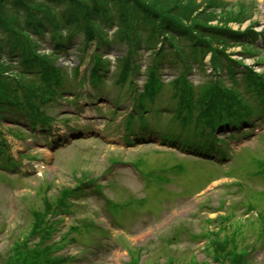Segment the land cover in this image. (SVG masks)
<instances>
[{"label":"rangeland","instance_id":"374dc122","mask_svg":"<svg viewBox=\"0 0 264 264\" xmlns=\"http://www.w3.org/2000/svg\"><path fill=\"white\" fill-rule=\"evenodd\" d=\"M215 1L220 4L215 8V16L221 24L234 30H244L251 25L256 30H264V0ZM240 6L245 8L242 22L224 19L225 15L219 12L237 16ZM104 28L109 31L108 36L114 35L115 25H104ZM138 28L144 33L137 45L139 51L135 59L138 70L134 78L137 88H141L154 56L150 46H145L148 28L143 25ZM116 36L112 47L99 49L108 66L105 75H102V83L97 85V90L93 89L94 93L87 89L86 81L94 48L83 47L82 35L75 37L68 51L57 56L58 65L67 73V78L58 89L65 91L62 95L68 98L58 100V104L48 109L52 117H59L58 122L52 124L49 135L70 133L66 126H62L67 122L75 127L87 125L91 128L90 133L82 134L84 140L67 134L72 144L63 149L54 146L53 149L44 144L42 137L45 134L40 129L28 130L23 119L16 121L8 114L0 116V148H3L0 166L5 163L11 169L0 168V261L8 254L11 245L29 232L33 220L31 211H43L44 200L53 204L63 189H71L77 184L76 180H89L86 176H90L94 177L91 179L93 183L97 178L96 182H110L111 186L106 188L107 185H104L100 195L87 185L86 196L76 198L71 214H63L50 242L66 237L67 241L60 243L63 248L55 254L69 259L64 264H129L137 256L139 264H168L169 259H173V264H213L212 254L218 249L214 238L219 241L234 238L238 249L252 242L251 248L256 245V250L246 257L247 264H264V131L258 136H247L246 142L230 155L217 153L215 162L181 157L179 152L157 145L151 139L136 148H124L121 127L129 131V123L143 122L124 115L129 110L130 88L127 81L117 83V76L128 49L127 44L120 42ZM41 41V49L49 51L51 38L46 35ZM257 44L259 50L251 51L255 54L248 55L247 51L254 47L250 48L247 44L245 47L244 44L232 45L227 52L232 59H241L245 64L257 63L256 70L264 72V39H259ZM166 46L168 51L157 66V74H160L159 79L165 86L162 96L154 97L152 104L144 102L149 107L145 118L152 120L153 115L158 116V123H164L167 129L176 125L170 110L166 112L170 117H164L163 108L170 104L171 95L170 86L166 84L183 72L178 54L188 55L190 45L185 40H178L177 43L170 41ZM175 58L176 64L171 63ZM189 63L192 70L188 82L192 86L207 84L205 65H199L192 59ZM75 67L79 71L78 78L72 74ZM80 78H83V83ZM235 78L238 90L245 93L242 77L237 74ZM224 79L228 84L230 79L226 76ZM97 105L99 109L96 112L110 119L109 122L103 117H96L93 108ZM113 109H117L116 114ZM120 117L123 118L121 126L117 125ZM252 123L259 122L255 119ZM244 125L239 126L240 129L227 127L224 130L229 134L236 131L248 133L251 127L246 125L245 128ZM163 131V128L154 127L152 134L162 141ZM172 137L175 142L180 139L186 142L190 134L178 131ZM221 137H225L223 130ZM203 140L207 145L214 144L210 136H205ZM197 149L206 151L204 146ZM7 156L12 161H8ZM118 160L131 161L139 175L138 180L130 167L121 168L123 164H114ZM154 169H159L161 174L151 172ZM166 170L170 172L165 174ZM109 171H114L115 176L107 174ZM230 181H233L230 185L219 186ZM104 196L108 197L107 205ZM228 216L237 217L236 225L245 234L248 231L252 233L250 230L256 231L255 239L252 236H235L230 227L227 229L229 222L223 219ZM83 220L91 221L93 226L82 225ZM224 223L225 229L213 235V231H218ZM74 226L78 229L75 230ZM202 232L208 233L207 239L200 236ZM175 233H178V238L172 240ZM132 249L141 250L132 252ZM129 250L131 253H127ZM227 260L223 261L224 264H229Z\"/></svg>","mask_w":264,"mask_h":264},{"label":"trees","instance_id":"16d2710c","mask_svg":"<svg viewBox=\"0 0 264 264\" xmlns=\"http://www.w3.org/2000/svg\"><path fill=\"white\" fill-rule=\"evenodd\" d=\"M203 5L207 4L196 0H0V110L34 116L40 100L54 95L60 85L61 70L56 66L58 51L71 42L74 32L83 35V44L92 40L102 44L104 25L115 21H111L114 12L118 16L117 36L131 44L130 34H136L139 25L148 28L147 45L158 42L162 35H170L175 40L186 38L193 50L210 48L207 38L225 44L228 40L241 42L256 38L250 28L234 32L209 26L206 23L216 16L205 13ZM223 14L224 19L244 20L241 13ZM47 34L53 41L50 52H39L34 36ZM215 51L223 54L221 50ZM129 64L127 56L125 74ZM243 77L254 90H264V76L245 70ZM177 86L175 83L176 93L180 95L184 90ZM243 105L234 89L214 80L203 96L198 97L192 110L197 112L196 123L202 121L212 127L239 116ZM49 213L54 210L48 207L43 214L32 212L35 221L30 235L13 243L0 264H63L66 261L64 257L52 255L59 245L46 244L47 232L51 229Z\"/></svg>","mask_w":264,"mask_h":264}]
</instances>
